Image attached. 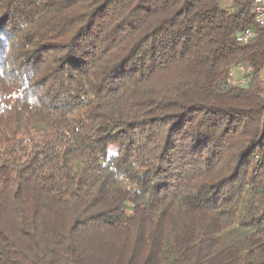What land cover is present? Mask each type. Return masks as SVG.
<instances>
[{
    "label": "trees",
    "instance_id": "1",
    "mask_svg": "<svg viewBox=\"0 0 264 264\" xmlns=\"http://www.w3.org/2000/svg\"><path fill=\"white\" fill-rule=\"evenodd\" d=\"M252 8L0 0V264H264Z\"/></svg>",
    "mask_w": 264,
    "mask_h": 264
},
{
    "label": "built area",
    "instance_id": "2",
    "mask_svg": "<svg viewBox=\"0 0 264 264\" xmlns=\"http://www.w3.org/2000/svg\"><path fill=\"white\" fill-rule=\"evenodd\" d=\"M252 16L255 24L264 30V0H253ZM255 32L252 28H244L242 31L237 33L235 40L238 44L246 45L253 38ZM242 73L241 76L236 77L235 73ZM256 75L264 82V64L256 72H252L250 68H246L242 64H237L234 68V71L229 72V79L232 83L245 84L247 83L252 76Z\"/></svg>",
    "mask_w": 264,
    "mask_h": 264
}]
</instances>
